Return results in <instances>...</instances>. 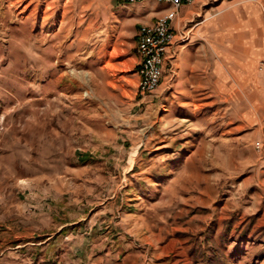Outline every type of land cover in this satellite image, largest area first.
<instances>
[{
	"label": "rangeland",
	"instance_id": "obj_1",
	"mask_svg": "<svg viewBox=\"0 0 264 264\" xmlns=\"http://www.w3.org/2000/svg\"><path fill=\"white\" fill-rule=\"evenodd\" d=\"M166 9L0 0V264H264V121L247 88L234 107L233 62L219 85L217 32L138 90Z\"/></svg>",
	"mask_w": 264,
	"mask_h": 264
},
{
	"label": "crops",
	"instance_id": "obj_2",
	"mask_svg": "<svg viewBox=\"0 0 264 264\" xmlns=\"http://www.w3.org/2000/svg\"><path fill=\"white\" fill-rule=\"evenodd\" d=\"M166 6L168 10L169 6ZM204 6V1L197 0L193 6H184L177 12L174 30L181 31L188 26L192 29V36L188 43L176 42L169 49L168 55L175 54L173 72L177 76L179 64L189 56L195 33L200 30L201 34H205L211 27L217 32L210 46L218 57L216 75L220 79L219 85L223 86L224 82L223 61L233 62L234 84L226 91L234 96V107L240 108V95L246 93V88L249 89V123L260 124L264 121V114L257 117L256 111L264 109V69L260 72L258 68L259 63H264V0H222L215 8L220 13L215 19L209 17L208 9L205 10V17L200 19L198 13ZM165 67L171 73V67L168 64ZM257 94L262 97V101L256 100Z\"/></svg>",
	"mask_w": 264,
	"mask_h": 264
},
{
	"label": "built area",
	"instance_id": "obj_3",
	"mask_svg": "<svg viewBox=\"0 0 264 264\" xmlns=\"http://www.w3.org/2000/svg\"><path fill=\"white\" fill-rule=\"evenodd\" d=\"M126 4H134L145 0H122ZM156 3L169 6L166 12L153 24L142 25L137 33V52L140 63L137 70L138 90L141 95L155 93L160 87L164 67H171L174 74L175 54L168 55L169 49L176 43H187L191 38V30L183 28L175 31L177 12L184 6H192L197 0H154Z\"/></svg>",
	"mask_w": 264,
	"mask_h": 264
}]
</instances>
